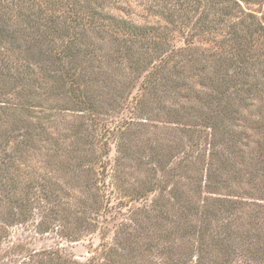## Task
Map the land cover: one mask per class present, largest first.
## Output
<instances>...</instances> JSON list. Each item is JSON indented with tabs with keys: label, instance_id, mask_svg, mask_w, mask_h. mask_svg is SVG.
Masks as SVG:
<instances>
[{
	"label": "rangeland",
	"instance_id": "1",
	"mask_svg": "<svg viewBox=\"0 0 264 264\" xmlns=\"http://www.w3.org/2000/svg\"><path fill=\"white\" fill-rule=\"evenodd\" d=\"M234 1L237 7L229 0L226 7L235 17L224 16L214 0H0V28L14 35L0 41V264H38L41 252L79 264H264L252 262L246 243L211 241L228 224L229 236L264 228V0ZM88 4L167 40L155 50L153 33L141 46L136 40L143 38L104 21L77 27L85 42L76 65L85 67L92 112L49 92L52 82L38 90L49 79L32 56L58 50L59 28ZM251 27L261 31L252 36L244 72L233 77L229 31L245 35ZM171 49L180 50L168 65L175 69L143 89L145 76ZM163 74L173 75L161 82ZM234 78L243 81L240 91ZM222 81L231 82L232 95L222 100L229 101L228 114L217 115L206 100L220 95L213 85ZM206 115L216 120L205 122ZM205 123L212 129L205 131ZM199 124L207 134L200 141ZM211 144L224 159L220 171L207 168ZM220 200L229 217L219 222V214L209 219L205 209ZM152 211L156 218L147 221ZM203 223H209L207 243L196 244L181 230ZM113 246L117 252L109 253Z\"/></svg>",
	"mask_w": 264,
	"mask_h": 264
},
{
	"label": "trees",
	"instance_id": "2",
	"mask_svg": "<svg viewBox=\"0 0 264 264\" xmlns=\"http://www.w3.org/2000/svg\"><path fill=\"white\" fill-rule=\"evenodd\" d=\"M229 1L232 3L233 6L234 5L236 7L238 6L237 2H235L234 0H229ZM214 3L217 5H223V7H224L223 12L225 14L224 16H234V15H232L233 13L231 14V11L233 9L232 6L230 8L226 7V5L228 3L227 0H214ZM90 5L91 4H88L87 6H85L87 9H84L82 7V9H81L82 10V12H81L82 16H81V14L77 13V18L70 20V18L72 17L71 16V17H69V20L65 22V24L61 25V28H59V31H58L59 34L57 36H58V38H61L63 44L61 47H59L58 50L52 49L49 51L48 50L42 51V50L38 49L36 51V53L33 51L32 56L35 58V59H33V61L35 62L37 68H39L41 70V72L45 76V78L49 79V80H45L43 83H39V85H37L38 90H44L46 88V85L48 83L52 82L53 87L52 86L49 87V89H50L49 92L52 93V92L57 91L61 95L60 99L63 98L64 101H69L71 106H74L75 108H78L81 110H89L92 112L93 106H94V103L92 102L93 95H92V92L90 91L89 85L87 84V82L84 78L85 67L82 68L81 66L76 65V59H78V57L81 53L80 45H82L85 42L84 41L85 34L81 31H77L76 30L77 27L79 28V27H83L85 25H90V24H93L95 27H98V26H102V24H103V23L101 24L99 22L104 21L108 25L109 29L120 32L122 34H126L128 37H132V38L134 37L135 39L138 37L143 38L141 40L139 38H138V40H136V41L140 42L141 46H143V44H144L143 42L145 41V39L148 40L149 33H153V35L151 37L152 40H149V42H151V45H153V47H151V48L155 49V50H159L160 48H162L161 43L164 42V44H167L166 43L167 40L165 42V40L163 39V36L165 35V33L156 34L153 31V29H151V28L134 25V24L128 23L122 19L109 18L108 16L105 17L96 11L95 6H93V8H91ZM240 13H242V12H240ZM226 14H228V15H226ZM244 17H246V16H244ZM220 18H222V17H220ZM243 20H244V18L242 17L240 20H238V23L242 22ZM206 26L204 25V29ZM197 28L200 29V31H202L201 26H197ZM212 28H213V26H212ZM56 30H58V29H56ZM208 31H209V29H208ZM259 31H261V28L258 29L257 27H255L254 29L251 27V30L246 28V32H245L246 34L245 35H242L239 30L237 32H236V30L229 31L230 42H232V44H234V46L232 47V49L234 51H232V52H234L235 56L231 57V54L229 55V58H228L229 65L227 68L230 70V73L233 77L237 73L244 72L246 62H247L246 57H244V56H246L245 55L246 52H249V50L251 49L250 41H252V36L254 34H257ZM5 37L8 38L9 41H12V39H14V35L11 31L6 32L5 29L0 28V41H2V39ZM75 44H78V46L76 47ZM131 46L128 45V47H130L128 49V52L131 54L130 57L128 58L129 60L134 58L132 56L133 47H131ZM141 48H143V47H141ZM166 50L167 49L165 47H163L162 53L166 52ZM179 51L180 50L174 51L173 49H171V51L169 53H167L166 57L163 59L164 63L162 65L158 64L157 66H155L152 70H150L148 75L145 76V78L143 79V81L141 83V87L143 89H145V88H148L149 86L153 85V82L156 78L155 75H159L162 72L163 73L164 72L169 73V72L173 71L175 69L176 65H173V67H168V65H169L170 61L174 58L175 53H178ZM128 52H127V54H128ZM29 55H31V52H29ZM139 59H140V56L136 59L135 62H133V64L137 63V61ZM50 68H51V71H50ZM142 68L144 69L145 67H142ZM98 69L100 70V67ZM227 73L228 72L225 71L224 74H227ZM175 74L176 73H174V75ZM178 74H177V77H178ZM164 75L165 74H163V77H158V80L162 82L163 78L164 79L167 78V81H170L173 74H167V76H164ZM30 76H31V74H29V77ZM15 79L17 82H23V80H25L24 78H19V77H15ZM161 82H159V85H161ZM231 82L233 84H237V85H238V83L243 84V81H241L240 79L236 80L235 78ZM231 82L222 81L220 86L213 85V87L218 90L220 95L213 96L210 93H209V95H207L208 99L206 100V103L209 105H211V104L216 105L217 115L219 113L223 114L226 112L228 114V110L230 108L229 107V101L225 104H222L223 103L222 100L225 99L224 102L227 100H230V99H228V97L231 98V95H232V92L230 89L231 88V86H230ZM35 83H36V81H35ZM218 84H220V83H218ZM221 88H222V90H220ZM236 89H237V91H240L242 89V85H238ZM217 90H215V93L217 92ZM222 94H224L225 97H223ZM143 105H144V103L140 107H137L138 113L135 116V119H134L135 122L133 123V124L137 123L136 126H138V127L141 125V120H142L140 114L142 112H145V110H142L144 108ZM203 119L205 122L211 121V120L214 121V120H216V116L212 117V116L206 115ZM206 125H207V123H205V126H204L205 131L208 129H210V130L212 129V128H209L208 125L207 126ZM120 128H122V125L120 126ZM205 131H202L200 124H199V131H198L199 135L196 136V139L199 141L202 140L203 137L205 139L207 137V134H205L206 133ZM213 138H214V135L210 139H213ZM211 145L209 146V154H208L209 159L207 161L208 163H210V165L207 168H208V170H210V171L212 170L213 172H215L217 170L220 171L221 168L223 167L224 159L221 157V155H218V152L216 151V145H212V146ZM128 148H130V147H128ZM116 149H117V151L121 152L124 149V142L118 143V145L116 146ZM158 151H160V150H158ZM199 158H201V155L197 154V156H195V159L197 160ZM181 164L185 165L182 162H180L178 165L181 166ZM220 164H222V165H220ZM207 178H208V176H207ZM152 188H153V185H148V188L146 189V191L147 190L150 191ZM170 192H171V194L176 196V194L174 193L175 191H173V189H170ZM183 200L184 199L182 196L181 198L178 199V202H177L179 204L180 217L182 216L181 210L184 207ZM154 201L156 202V200H154ZM225 201L226 200H220V202L218 201L219 203L213 202L214 209L210 208L208 206L206 207L205 212L207 213L206 215L208 216L209 219L214 217V216H217L218 214L220 215L219 216V222L221 219H224V218L226 219L227 217H229V216L223 217L224 214L226 213V211H224V209H226L225 205L228 204ZM189 205H191V204H189ZM93 206H94V204H93ZM147 207H150V208H152V210H155V206L152 205L151 203ZM153 213H154V211H152L151 214L147 213V215H145V219L147 221H149L150 219H152V218H150V216H152L153 218H156V216H154ZM226 220H228V219H226ZM208 225H209V223L208 224L203 223L201 226H199L197 228L191 227L188 231H186L184 228H181V230H183V232H184L183 234L187 235L188 238H193V240L195 241L196 244L200 243L202 241H205L207 243L205 231L207 232L206 229H208ZM229 225L230 224H228L226 226H221V228L223 227L221 231L225 235L224 239H221V237H223V235H221L222 233L219 234L216 232L217 235L213 236L211 238V241L214 242V240L218 237V240L220 239L219 240L220 244H226L227 247H232V245H236V247H239L240 244L246 243L249 246V249H248L249 254L248 255L253 260L252 262L256 263V262H259L261 259H264V228H263L264 226H262L263 230H259L257 233L253 234L252 236H248V234L244 233V231L241 233H238L239 229L237 231V234H235L233 236L232 235L229 236L227 234L229 232L227 230ZM234 239L236 241H239V242L237 243ZM115 247L114 246L110 247L109 253H110V251H115V253H116L117 248L115 249ZM235 248L232 249V251H231V253L233 255H235V250H236ZM37 256H40V258H37V260L39 262L38 264H79L75 261H72V262L67 261L66 259L62 258L60 255L55 256L54 254H50V253L41 252ZM106 256H108V255H106ZM121 258H124V256H122ZM177 258H179V261H180V258L185 260L184 255H178Z\"/></svg>",
	"mask_w": 264,
	"mask_h": 264
}]
</instances>
